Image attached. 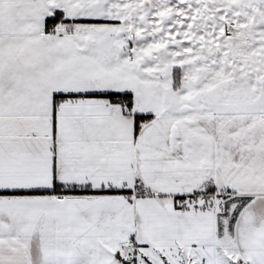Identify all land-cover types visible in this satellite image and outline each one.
<instances>
[{"label": "snow or ice", "instance_id": "6c2138e0", "mask_svg": "<svg viewBox=\"0 0 264 264\" xmlns=\"http://www.w3.org/2000/svg\"><path fill=\"white\" fill-rule=\"evenodd\" d=\"M0 264H264V0H0Z\"/></svg>", "mask_w": 264, "mask_h": 264}]
</instances>
